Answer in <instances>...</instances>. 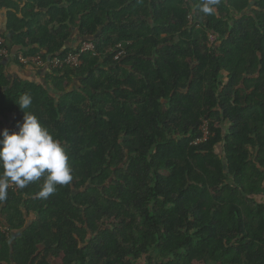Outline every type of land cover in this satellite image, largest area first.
I'll return each mask as SVG.
<instances>
[{"label":"trees","instance_id":"obj_1","mask_svg":"<svg viewBox=\"0 0 264 264\" xmlns=\"http://www.w3.org/2000/svg\"><path fill=\"white\" fill-rule=\"evenodd\" d=\"M201 2L0 0V132L30 95L73 175L9 187L0 264H264V0Z\"/></svg>","mask_w":264,"mask_h":264},{"label":"clouds","instance_id":"obj_2","mask_svg":"<svg viewBox=\"0 0 264 264\" xmlns=\"http://www.w3.org/2000/svg\"><path fill=\"white\" fill-rule=\"evenodd\" d=\"M220 2L202 0L199 9L205 15H212ZM17 103L24 111L18 130L10 132L5 128L0 132V201L7 199L9 187L23 189L41 178L43 182L36 196L46 200L56 192L58 185L72 181L69 155L63 143L35 114L25 112L32 103L31 96L24 94Z\"/></svg>","mask_w":264,"mask_h":264},{"label":"crops","instance_id":"obj_3","mask_svg":"<svg viewBox=\"0 0 264 264\" xmlns=\"http://www.w3.org/2000/svg\"><path fill=\"white\" fill-rule=\"evenodd\" d=\"M5 23H6V9H0V33H4L7 37H11L13 33L11 31H6ZM75 38H77L76 35ZM13 50H14L13 52H16L17 51L16 47H14ZM13 70L16 71L13 72L16 75H12V76L22 75L24 79H35L36 81L42 82V78L44 76V69L42 67L36 65L34 68H32L31 66H25L21 68L13 61L6 60V73L9 75Z\"/></svg>","mask_w":264,"mask_h":264},{"label":"built area","instance_id":"obj_4","mask_svg":"<svg viewBox=\"0 0 264 264\" xmlns=\"http://www.w3.org/2000/svg\"><path fill=\"white\" fill-rule=\"evenodd\" d=\"M2 41V39L0 38V42ZM92 46H91V44H88V43H84L83 45H82V48H81V51H83V50H86V49H90ZM78 55L79 54H72V55H69L63 62H72V63H74V62H77V60H78ZM19 59H20V61H22V62H26L27 60H31V61H36L37 60V58H34V57H31V58H29V57H27V58H23V57H21V56H19ZM59 64H61V62L59 61V60H55L54 61V65H59Z\"/></svg>","mask_w":264,"mask_h":264},{"label":"rangeland","instance_id":"obj_5","mask_svg":"<svg viewBox=\"0 0 264 264\" xmlns=\"http://www.w3.org/2000/svg\"><path fill=\"white\" fill-rule=\"evenodd\" d=\"M212 39H213V38H211V40H212ZM34 58H38V57H34ZM13 72H16V71L13 70L9 75H10V76H12V75H16V74H14ZM18 76H19V75H18ZM19 77H22V75H20ZM22 78H23V77H22ZM220 78H221V80H224V79L226 80V78H225L224 75H222ZM29 80H33V81H34L35 79H29ZM3 125H4V126L0 127L1 130H2L4 127H6V125H8V121L5 120L4 123H3ZM217 151H218V152L221 151V147H220V146L217 147ZM163 172L166 173V171H163ZM143 259H144V258H141V259L139 260V263H140V264H145V261H144Z\"/></svg>","mask_w":264,"mask_h":264}]
</instances>
